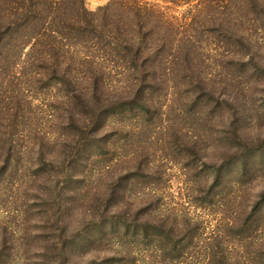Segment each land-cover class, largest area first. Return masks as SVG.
<instances>
[{"label": "rangeland", "instance_id": "rangeland-1", "mask_svg": "<svg viewBox=\"0 0 264 264\" xmlns=\"http://www.w3.org/2000/svg\"><path fill=\"white\" fill-rule=\"evenodd\" d=\"M40 1L0 0V264H264V0H122L103 45Z\"/></svg>", "mask_w": 264, "mask_h": 264}, {"label": "trees", "instance_id": "trees-1", "mask_svg": "<svg viewBox=\"0 0 264 264\" xmlns=\"http://www.w3.org/2000/svg\"><path fill=\"white\" fill-rule=\"evenodd\" d=\"M67 1H68L67 2L68 4L69 3L71 4V0H67ZM166 1H168V0H166ZM123 6H124V4H123L122 0H113L109 5L102 6L96 11H91L85 6V0H73L72 6L70 5V7L68 9H63L59 0H54L51 2H50V0H41L40 2L37 3L36 7H33L34 8L33 12L36 15L44 13L45 17L47 19H49L48 25H49V27L52 26V29L50 30L51 31L50 34L52 35L53 38L56 37L57 39H62V40H65L67 42L69 41V39H71V40L74 39V38L68 37L67 31L71 33V37L74 36L73 26L76 25L77 28L75 30V34H77V41H79L78 37L79 38L83 37V38H89V39L95 40V42H92L94 44L98 43V45H103V40H101V37L105 36V34L107 33L106 31H108L111 26H114L116 31H119L121 29V27L123 26L122 23H119L116 26L113 25L112 22L114 20H112L110 22V21L103 19V14L105 16L112 15V10L114 8H121ZM138 6L139 7H137V10L135 12V16L138 19H142L143 15H144V12L142 9H143L144 5L142 6V5L138 4ZM53 8H54V11H48L49 9H53ZM69 17H70V20L73 22L71 24H68L65 20ZM220 24H221V26H223L225 28H229L228 26H230V25H228V23L224 22V20L221 21ZM49 27H47L46 29H49ZM67 28H69V29H67ZM120 32H121V30H120ZM108 36H116V35L112 34V33H108ZM147 37H149V39H148L149 42H152V40H153L152 32H150V31L142 32L141 27H140V31L136 35L133 33L132 37H130L129 35H127V37L126 36L122 37L121 43L123 45H127L126 48L131 52L130 53L131 59L129 61V64L131 65V67H128L129 70L132 71L131 68L139 69V70L143 71L145 73V75L148 77V75L151 74L150 73L151 70H149V72L147 73L146 69L148 70L150 65L146 66V64L139 62V59L146 58L145 57L146 56L145 55L146 54L145 49L143 50L141 45H144V44L148 45V41L146 40ZM156 43H159L158 45H166V40L160 39ZM106 45H111V44L106 43ZM103 49H104L103 47L99 48V50L101 52L103 51ZM59 50L61 52V55H57L56 52H54V54H55L54 58L58 59L59 67L56 64H54L53 68L51 69V73L55 74L57 76V78L59 80V84H60V80L61 81L68 80V81L72 82V85H75L74 91L77 92L75 96L69 97L68 95H64V98L66 97V99L68 100L69 103H72L75 105L76 99L81 98L80 97L81 94H78V91L84 93V91L78 87L79 83L73 82V81H75L74 77L72 75L74 73L73 64L67 63V62H73V60L75 58H74L73 53L68 52L70 54V56L67 57V53L64 50H62V48H59ZM61 56H64V57L62 58ZM60 58H62L64 60L66 59L67 62L63 64L62 59H60ZM91 58L92 57L87 56V57H84L82 59L81 64L83 65V67L86 66L85 63H90ZM62 66H66V67L63 69ZM87 72H88L87 80L91 79L92 81H97V79H99L98 75L95 76L94 73L91 74V70H89ZM69 84H71V83H69ZM97 88H98V86L95 84L92 92H94ZM203 92L205 94H209V93H207L208 89L203 90Z\"/></svg>", "mask_w": 264, "mask_h": 264}]
</instances>
